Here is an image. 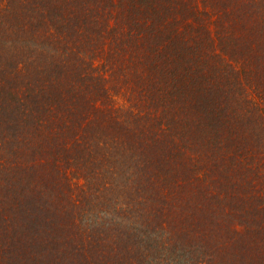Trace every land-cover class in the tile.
<instances>
[{"label": "trees", "instance_id": "trees-1", "mask_svg": "<svg viewBox=\"0 0 264 264\" xmlns=\"http://www.w3.org/2000/svg\"><path fill=\"white\" fill-rule=\"evenodd\" d=\"M0 264H264V0H0Z\"/></svg>", "mask_w": 264, "mask_h": 264}]
</instances>
